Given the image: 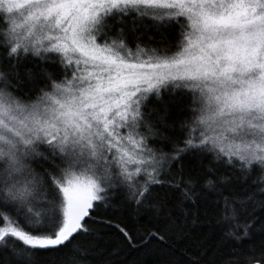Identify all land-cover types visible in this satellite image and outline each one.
<instances>
[{"label":"snow or ice","instance_id":"1","mask_svg":"<svg viewBox=\"0 0 264 264\" xmlns=\"http://www.w3.org/2000/svg\"><path fill=\"white\" fill-rule=\"evenodd\" d=\"M0 264H264V0H0Z\"/></svg>","mask_w":264,"mask_h":264}]
</instances>
